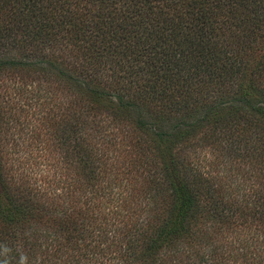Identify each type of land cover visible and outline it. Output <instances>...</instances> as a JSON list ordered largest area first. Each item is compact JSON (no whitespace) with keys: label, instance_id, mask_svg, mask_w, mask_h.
Here are the masks:
<instances>
[{"label":"trees","instance_id":"16d2710c","mask_svg":"<svg viewBox=\"0 0 264 264\" xmlns=\"http://www.w3.org/2000/svg\"><path fill=\"white\" fill-rule=\"evenodd\" d=\"M0 264H264V0H0Z\"/></svg>","mask_w":264,"mask_h":264}]
</instances>
